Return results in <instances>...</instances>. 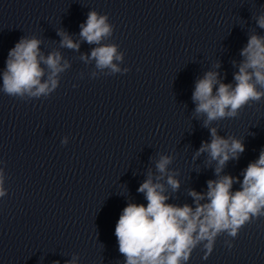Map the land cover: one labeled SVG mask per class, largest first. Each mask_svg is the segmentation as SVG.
<instances>
[{"label":"clouds","instance_id":"1","mask_svg":"<svg viewBox=\"0 0 264 264\" xmlns=\"http://www.w3.org/2000/svg\"><path fill=\"white\" fill-rule=\"evenodd\" d=\"M257 25L264 29V14L255 17ZM113 25L108 23V16L90 11L85 23L80 25V37L89 44L100 45L91 51L99 69L110 68L113 73L121 69L115 61H121L123 55L117 46L104 45L101 41L110 37ZM61 47L78 50L80 45L63 31ZM41 40L36 37L21 38L8 53L6 70L3 72L2 91L9 96L23 99L47 97L58 86V74L69 67L67 61L61 63L60 52L53 51L45 56L41 50ZM244 58L234 74L235 85L226 84L216 71H207L196 81L192 100L196 104L195 114L203 115L204 127L213 121L235 118L241 109L264 98V36L252 34L247 45L241 50ZM88 60L87 56L81 57ZM49 70L47 79L45 69ZM235 63V62H234ZM219 67V63L215 65ZM211 141L202 142L196 157L207 153L209 160L216 161V180L207 182L208 191L189 192L195 208L185 204L177 206L168 203L166 187L160 181L167 176L166 184L173 191L179 188V181L174 173H169L168 166L172 157L160 155L156 161L159 175L156 182L149 171L148 178L140 185L138 191L144 193L147 205L129 203L119 217L115 226V236L119 253L125 258L124 264H187L193 250L199 246L213 251L217 237L222 234L235 238L253 218L264 216V150L259 158L249 163L243 171V180L223 175L225 164L230 159H238L245 146L240 139L218 135L216 127L209 128ZM66 143V141H64ZM240 183L239 190L233 191V184ZM7 194L4 188V172L0 168V198ZM201 203V201H205ZM229 248L230 241L225 242ZM68 264H75L70 261Z\"/></svg>","mask_w":264,"mask_h":264}]
</instances>
